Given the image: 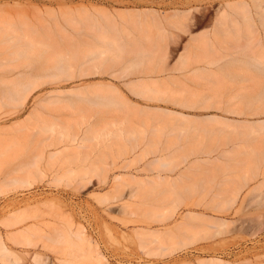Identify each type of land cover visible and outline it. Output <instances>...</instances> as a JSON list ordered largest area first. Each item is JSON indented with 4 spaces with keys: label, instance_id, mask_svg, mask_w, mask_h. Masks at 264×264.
<instances>
[{
    "label": "rangeland",
    "instance_id": "1",
    "mask_svg": "<svg viewBox=\"0 0 264 264\" xmlns=\"http://www.w3.org/2000/svg\"><path fill=\"white\" fill-rule=\"evenodd\" d=\"M263 19L264 0H0V185L34 171L29 163L39 150L47 158L72 155L75 146L64 144L73 132L87 139L92 159L109 164L105 179L94 172L56 184L55 177L79 167L65 155L57 158L65 165L45 159L33 189L0 195V216L40 205L52 230L83 228L105 264H264ZM18 35L33 41L27 57ZM61 59L69 62L63 73L56 68ZM110 87L119 104L95 107L94 97ZM145 110L160 116L153 126L166 127L165 145H158L165 155L191 154L179 169L161 167L162 152L144 157L143 145L131 150V131ZM59 138L63 145L49 146ZM189 171L187 182L200 181L199 191L173 209L170 190ZM237 183L247 186L220 211L219 193ZM151 185L164 194L144 197ZM152 205L164 216L150 218ZM190 210L195 219L182 225ZM153 232L173 235L177 251L160 253L142 238ZM64 243L31 248L45 251L47 263L60 264L70 251L74 264H95L82 256L86 245ZM30 256L21 264H40Z\"/></svg>",
    "mask_w": 264,
    "mask_h": 264
},
{
    "label": "bare ground",
    "instance_id": "2",
    "mask_svg": "<svg viewBox=\"0 0 264 264\" xmlns=\"http://www.w3.org/2000/svg\"><path fill=\"white\" fill-rule=\"evenodd\" d=\"M238 10H240V9H238ZM244 12H245V10H244ZM261 23H263V22H261ZM16 38L20 42H22V44H21L22 47H25L24 48L25 53H26V49L29 48L27 50L28 52H29V50H31V46L33 45L32 44L33 41H32V43H30V41H27V38L24 35H18V37H16ZM105 43H106V41H105ZM112 49H113V47H112ZM99 52L104 53L103 51H99ZM25 53L20 52L19 54L23 56V55H25ZM95 54H97V53H95ZM95 54H93V55H95ZM27 56H28V54L26 53V56H23V57H27ZM101 58H98V59H101ZM67 63H69V62H66L64 59L62 61H59L57 66H56V68H58L57 70L61 71L63 73L64 69L66 70V68H64V67L68 66ZM88 63H90V62H88ZM56 68H54V69H56ZM263 72H264V69H263ZM66 73H69V71L68 72L66 71ZM52 77H53V75H52ZM109 90H110L109 94H103V92L101 94L100 91L97 90L100 94L96 95L94 97L92 104H95V107H96V105H98V106H100V105L101 106H116V105H118L119 104L118 101H121V98L119 97L117 90L113 87H110ZM16 93L14 94V92H12L13 96L11 94L9 95V98H13L12 101H15L14 98H17L18 94H16ZM79 96H80V94H79ZM21 102H23V101H21ZM14 103H13L14 105H17L16 102H14ZM19 105H20V103H19ZM13 107L18 108L19 106L17 105L16 107L15 106H13ZM142 115H143V118L138 120L137 123H135L136 126L131 131V135L134 138L133 140H130V143L133 147L131 150H135L140 145H143L142 155H140V156H144V157L150 156L156 152H162V153L165 152L166 150L165 149L163 150L161 148H160L161 149L160 150L158 148V145H163V146L165 145V142H162L161 138L164 137V135H166V127L160 128V127H155L151 124L154 120H157L158 117H160V116L157 113H149L146 110L144 113H142ZM181 115L183 116V114H181ZM163 126H165V125H163ZM248 127L249 126H247V128ZM70 137L66 138L68 141L65 140L64 146H66V145L73 146V147H70L71 151L74 150V149L72 150V148H74V146H75V148L77 150L75 149V152L73 151L74 154L71 151L70 152L72 153V155L70 153L66 154L67 151H63L62 153L52 152L49 154V156L47 158L45 156V151L39 150L36 153V155L31 159L32 161L29 163L30 167L35 168V170L34 171H31V169L29 171L27 170L28 172L25 173L26 175H24L20 178L17 177L16 179L12 178L13 176L11 177L9 175L11 178L9 177L10 179L5 181L4 184L0 185V195H4L6 193L16 191L19 188H26L25 190H27V188L33 189L34 183H35L37 177H39L41 174L44 173V172H42V170L40 168V163L46 159L48 161V165H50V166L52 165V163L58 164L57 161L58 160L60 161V159H57V158L60 157L62 159L63 155H65L66 157H67V155H70L67 158L66 157L63 158V160L64 159L66 160L65 163L69 162L70 165L73 163L74 164L77 163V165L73 164V166H77L81 170H79V168H78L77 169L78 171H76V168L74 169L71 166L72 168L70 170L66 171L61 176H57L54 178V181L56 182V184H58L57 182H62L61 180L67 178L68 176L70 177V178L68 177V179H71L72 177H75V176H76V178L77 177L83 178L85 176H88L91 173H93L94 175H95V173H98V174H100L101 177L103 176V178L105 179V176L108 172V167H109V164H108L106 158L105 157H96L95 159H92V153L88 149L89 146L85 144V141H87V139L81 138L77 132H73L72 135H70ZM61 144L63 145V139L62 138H59L58 140L53 139V140H51L49 146L57 147V146H61ZM166 145H167V143H166ZM64 149H65V147H64ZM65 150H68V149H65ZM127 152H128V149H126V148L123 150H118V152H117L118 156L117 157L123 158L122 155L127 154ZM190 156H191L190 153H184V152L171 154V155L170 154L165 155V153H163V155H161V158L158 159L157 162H159L161 167H163V168L179 169L180 165L187 162V160L189 159ZM54 159L55 160L57 159V160L54 161ZM51 161H54V162H51ZM60 162H61V164H63L62 160ZM116 162L117 161H114V164ZM195 163H199V161H196ZM63 165H65V164H63ZM19 168H21V167H19ZM69 168H70V166H69ZM20 171H22V168ZM193 174H194V171H189L188 173L181 172L180 177H179L180 178L179 181H181V182L179 183V181L177 180L178 184L175 186V188L170 190V192H173L177 196L176 203H175V205L172 206L173 209L174 208L176 209L179 204H181L182 202L183 203L185 202V200H186L185 194L194 193V192L199 191L200 181L199 182H192L191 181L189 183L187 182V180H192ZM253 174H255L257 176L259 174V172L255 170V172ZM94 175H92V176H94ZM132 176L136 179V177L134 175H132ZM120 177H122V176H120ZM120 177L116 178V180L119 182H120V180L124 181V179H121ZM131 179H132V177H131ZM88 182H90V181L88 180ZM130 183L132 184L131 180H130ZM202 183L204 185V190L207 192L210 182L205 180ZM246 184H248V182ZM246 184H244V183L238 184L237 183L236 186L235 185L232 186V189L227 190V191L224 187L218 196V200L219 201L221 200V201L219 203H215V205L218 207V209L220 211H225V210H228L231 207H233V205L235 204V202L237 201V199L239 197V194L241 193V191L244 188L243 185H246ZM136 185H137V189L134 191L135 195H137V193H140L139 191L141 190V186H140L138 181L136 182ZM263 185H264V183L263 184L261 183V185L259 187H261ZM123 187H124V185H123ZM259 187L257 188L258 190H260ZM121 188L122 187H120V189ZM121 190L124 191L125 188H124V190L123 189H121ZM142 192H143L144 197L146 196V197H148V199L151 197L153 199H155V196H161L162 194H164V191L161 192V191L157 190V185L153 186V187L151 185V187L149 189H144V190H142ZM21 194L24 195V193H21ZM6 195H8V194H6ZM114 195L118 196L119 194L118 193L116 194V192H114L113 196ZM226 195L227 196L229 195V197H227ZM102 198H103V200H107V197H106V199L104 197H102ZM114 200H116V198ZM215 200H217V198H215ZM44 205H48V206L53 207V201L52 200H46ZM126 207H127V205H126ZM157 208H158L157 206L152 205L150 210L148 209L149 211H147V212H148L150 218H161L164 216L163 214H161L162 212L160 210H158ZM136 213H137V211L135 212V214ZM194 214H195V212H193L191 210L188 211L185 218H183L184 219L183 222H185L186 219L188 221L185 223H182V225H184L186 223L191 224L192 220L195 219ZM41 217H42V215H40V205H35L32 207L29 206V207H26L24 209H19V210L17 209V210H14L13 212H10V214H7L6 216L5 215L0 216V226L6 227V229L8 231V232H6L5 236L2 235L0 232V264H9V263L21 264V260H24V258H26L27 255L29 256V254L31 255L30 257H32L35 262H39L40 264H54L51 261H50V263H47V253L45 251L42 252V250L40 249V245H39L38 249L42 253H40L36 250L33 251V249L31 247L38 246V244L41 243L42 246L46 250H48L49 246L55 245L57 243L59 244L62 242H68L69 244L68 243H64V244L70 245V247H72L76 244L78 245L79 243L86 245L88 247L89 251L84 250V248L80 247L83 250L82 252H84L82 254L83 258L85 260L93 261L95 264H105L104 256L101 253H99L100 251H96L95 249L93 250L91 242L85 236V232H84L83 228L77 227L75 230H73L72 227L69 225V231L66 230V231L62 232L61 230H52L53 224L46 222ZM199 218H200V216H199ZM229 224L230 223H228V225ZM224 225H225V223H223L222 226H224ZM167 235L168 236L162 235L158 232H153L149 235H142L143 236L142 238L146 237L150 240L151 244L152 243L157 244L156 250H158L160 253L169 252V250L172 251V248H173V251L174 250L177 251L178 247L174 248L176 243H175V245H172V241L174 242V240H175L174 236L171 234H167ZM140 238L141 237H139V240H141ZM146 243H147V241H146ZM181 243L182 242H180V244ZM186 243L185 242L182 243L179 248L182 249V248L186 247ZM74 249H71V250H74ZM51 251H52V249H51ZM31 252H33V253H31ZM55 252H57V250H55ZM61 253H62V251H61ZM64 253H66V252L64 251ZM74 253H75V251H74ZM74 256H75V254L73 255L72 252L68 251V253L65 254L64 259H59L60 264H74V260H73V259H75ZM210 263H212V264L213 263L214 264H224L223 260H221L219 258L210 259ZM30 264H33V263H30Z\"/></svg>",
    "mask_w": 264,
    "mask_h": 264
}]
</instances>
